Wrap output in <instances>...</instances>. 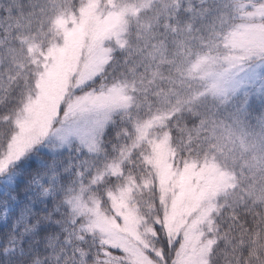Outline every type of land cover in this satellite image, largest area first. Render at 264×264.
<instances>
[{
    "label": "snow or ice",
    "instance_id": "obj_1",
    "mask_svg": "<svg viewBox=\"0 0 264 264\" xmlns=\"http://www.w3.org/2000/svg\"><path fill=\"white\" fill-rule=\"evenodd\" d=\"M249 27L264 0H0V264H264Z\"/></svg>",
    "mask_w": 264,
    "mask_h": 264
},
{
    "label": "rangeland",
    "instance_id": "obj_2",
    "mask_svg": "<svg viewBox=\"0 0 264 264\" xmlns=\"http://www.w3.org/2000/svg\"><path fill=\"white\" fill-rule=\"evenodd\" d=\"M232 46L237 53H244L248 57L241 60L244 69H246V71L241 72V79L243 80L241 94L247 91L256 95L264 88V61H261L259 56H255L254 59L252 57L254 53L264 49V31L249 27L233 38ZM253 72H255L254 76L252 75ZM48 87L54 93L57 85L50 84ZM40 107L45 109L47 106L41 104Z\"/></svg>",
    "mask_w": 264,
    "mask_h": 264
},
{
    "label": "trees",
    "instance_id": "obj_3",
    "mask_svg": "<svg viewBox=\"0 0 264 264\" xmlns=\"http://www.w3.org/2000/svg\"><path fill=\"white\" fill-rule=\"evenodd\" d=\"M249 111L251 115L248 119L244 121L245 125L247 126L245 130L249 132L255 131L258 134L260 129L257 127V117L264 114V108L260 107L259 101H257L256 106L250 109ZM226 115L227 113H222V117ZM242 119L244 118L242 117Z\"/></svg>",
    "mask_w": 264,
    "mask_h": 264
}]
</instances>
